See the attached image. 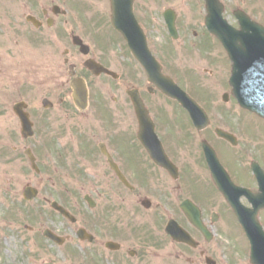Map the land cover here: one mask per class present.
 Listing matches in <instances>:
<instances>
[{
    "label": "flooded vegetation",
    "instance_id": "obj_1",
    "mask_svg": "<svg viewBox=\"0 0 264 264\" xmlns=\"http://www.w3.org/2000/svg\"><path fill=\"white\" fill-rule=\"evenodd\" d=\"M220 1L233 27L236 10L264 25V0ZM132 3L152 56L204 110L205 128L149 79L115 27L111 0H0V165L23 155L34 171L23 193L37 189L34 200L56 215L32 229L39 255L83 264H251L215 178L257 191L253 164L264 171V145H240L248 127L235 111L250 112L233 93L228 51L207 27L206 0ZM120 10L126 19L127 6ZM140 115L153 129L141 127ZM214 136L222 143L213 145Z\"/></svg>",
    "mask_w": 264,
    "mask_h": 264
},
{
    "label": "water",
    "instance_id": "obj_2",
    "mask_svg": "<svg viewBox=\"0 0 264 264\" xmlns=\"http://www.w3.org/2000/svg\"><path fill=\"white\" fill-rule=\"evenodd\" d=\"M123 1L113 0L114 6L121 5ZM207 4L209 8L208 26L211 31L223 40L236 62L233 84L240 103L264 117V28L252 22L249 17L243 16L244 14L240 12L236 15L240 20L241 28L237 30L230 28L222 20L223 8L218 0H207ZM221 21L225 28L219 26ZM116 24L119 25L117 21ZM127 37L132 42L133 37L129 34H127ZM140 38V44L144 46V50L136 51L134 47L133 50L144 63L150 78L153 77L154 80L158 81L164 88L165 93L182 97L178 88L163 76L160 66L147 64V60L149 62L150 58L149 52L145 50V37L142 35ZM257 175L261 186H263V173L258 172ZM218 185L223 189L229 202L235 208L240 221L243 223L251 242L252 262L254 264H264V231L257 218L258 210L264 208V192L250 193L254 208L246 209L239 206L238 201L236 202V199H233L221 183H218ZM61 210L63 211V209Z\"/></svg>",
    "mask_w": 264,
    "mask_h": 264
},
{
    "label": "rangeland",
    "instance_id": "obj_3",
    "mask_svg": "<svg viewBox=\"0 0 264 264\" xmlns=\"http://www.w3.org/2000/svg\"><path fill=\"white\" fill-rule=\"evenodd\" d=\"M258 1H252V4L256 6ZM228 3L233 6L236 3L242 4V1L228 0ZM261 11L255 8L253 10L259 17ZM235 112L237 115L234 120L241 123L243 117L246 123L244 126L248 127L245 133L241 132L244 143L241 142L240 145L245 142H251L250 145H264V119L239 109ZM211 140L217 144L222 143L215 136ZM20 158L22 159L0 165V264H53L54 260L51 259H56L57 264H83L82 259L74 261L61 255H49L42 259L39 255V245L35 241L39 239L38 234L29 226L36 228L41 223L53 224L56 221L52 218L56 215L48 207L44 211L41 199L28 202L23 198V188L33 177L34 171L23 155ZM261 216L264 220V213ZM237 233L240 243L246 245L247 240L242 236V232L238 230Z\"/></svg>",
    "mask_w": 264,
    "mask_h": 264
}]
</instances>
